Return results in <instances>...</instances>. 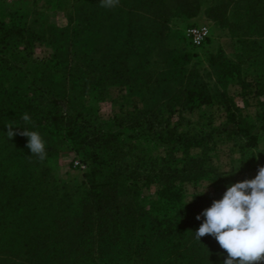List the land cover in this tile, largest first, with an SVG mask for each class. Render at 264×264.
<instances>
[{"label":"trees","instance_id":"16d2710c","mask_svg":"<svg viewBox=\"0 0 264 264\" xmlns=\"http://www.w3.org/2000/svg\"><path fill=\"white\" fill-rule=\"evenodd\" d=\"M203 4L208 17L226 19V0H120L113 9L100 7V0H75L62 27L51 22L42 7L33 9L40 18L36 27L23 14L10 13L8 25L0 22L2 49L21 45L29 53L34 42L53 49L48 63H37L21 76L15 65L0 66V264H223L227 253L216 240L206 235L198 241L194 234L204 220L196 216L220 200L226 188L216 182L214 196L182 203L176 182L208 179L210 172L189 156L197 140L167 129L162 117L175 107L193 110L210 104L206 84L190 70L168 100L153 106L145 102V108L135 109L125 122L132 131H151L158 142L170 146L169 156L180 152L184 158L180 169L169 163L157 171L161 183L149 209L137 202V187L131 184L136 177L116 163L121 131L104 132L94 108L81 101L86 95L102 101L108 87L143 80L136 73L150 63L152 51L164 49L165 40H177L173 22L196 17ZM235 8L236 14L260 25L264 51V0H237ZM189 55L183 57L188 60ZM210 66L223 86L239 72L223 56L211 58ZM167 68L177 71L178 78L172 73V79L179 80L181 62L169 57ZM257 84L259 95L264 94V78ZM25 113L32 124L21 120ZM7 123L38 131L47 158H29L26 137L16 135L9 141ZM247 138L253 147L256 136ZM64 145L91 164L85 198L75 207L61 198L56 201L66 186L51 177L50 164Z\"/></svg>","mask_w":264,"mask_h":264},{"label":"rangeland","instance_id":"374dc122","mask_svg":"<svg viewBox=\"0 0 264 264\" xmlns=\"http://www.w3.org/2000/svg\"><path fill=\"white\" fill-rule=\"evenodd\" d=\"M236 1L226 0V19L222 16L217 20L208 17L204 11L206 4H203L196 17L174 21L172 27L178 32L177 40H165L163 50L152 51L148 57L150 63L136 73L143 80L132 82L128 86H110L105 98L99 102L92 95L81 99L85 107L94 108L104 132L121 131L118 142L121 154L119 153L120 159L116 163L136 177L131 184L137 187V202L146 209L156 200L160 187L161 180L157 171L167 167L169 163L180 169L184 158L180 152L169 156L167 152L170 146L158 142L151 131H132L125 122L130 114L135 113V109H144L145 102L153 106L168 100L175 90H180V84H184V77L190 70L206 84L212 101L193 110L175 107L172 114H162L163 124L166 122L169 126L167 129H174L180 135L197 140L198 146L190 149L189 156L201 161L210 176L208 179L195 181L178 180L176 183L181 190L182 203L189 204L195 196L212 197L217 189L216 182H222L224 189H227L237 182L255 178L256 170L264 167V152H261L264 149V94L259 95L262 89L259 90L257 86V79L264 78L260 25L252 24L250 17L236 14ZM44 2L51 5L52 9H46ZM74 2L75 0H0V22L8 25L10 13L23 14L28 16L27 22L36 27L34 22H38L40 18L38 19L33 9L42 7L46 13L51 14V22L62 27L66 24L65 16L71 13ZM199 26H207L208 36L200 47L193 48L185 32L188 28ZM52 53V47L44 42H34L29 53L21 45L6 50L0 47V66L4 63H8L5 68L15 65L21 71L17 75L21 76L22 72L32 71L37 63H48ZM185 53H190L188 60L183 57ZM172 56L183 66L179 80L172 79V73L176 78L179 73L167 68L168 58ZM220 56L236 64L239 71L225 86L217 80L210 66V59L218 60ZM144 81V86L139 85ZM242 82L248 86H243ZM240 127L243 130L238 131ZM244 132L256 136L253 147L248 146V135H244ZM162 159L169 161L162 162ZM51 163V177L60 186H66L63 188L65 193H58L56 201L61 198L73 207L78 206L81 199L85 198L83 189L86 187L90 161L71 146L64 145Z\"/></svg>","mask_w":264,"mask_h":264},{"label":"clouds","instance_id":"9594fccd","mask_svg":"<svg viewBox=\"0 0 264 264\" xmlns=\"http://www.w3.org/2000/svg\"><path fill=\"white\" fill-rule=\"evenodd\" d=\"M119 3L120 0H100V7L113 9ZM21 120L25 125L32 124L27 113ZM5 128L9 141L16 135L27 138L29 158L35 156L40 162L47 158L45 140L38 131L19 128L13 123H7ZM201 216L204 220L194 234L195 239L213 237L227 253L223 264H264V167L258 168L255 178L227 187L223 197L214 200L196 219L200 220Z\"/></svg>","mask_w":264,"mask_h":264},{"label":"built area","instance_id":"2783aa9c","mask_svg":"<svg viewBox=\"0 0 264 264\" xmlns=\"http://www.w3.org/2000/svg\"><path fill=\"white\" fill-rule=\"evenodd\" d=\"M185 35L193 47H200L208 36V28L207 26L191 27L186 30Z\"/></svg>","mask_w":264,"mask_h":264}]
</instances>
